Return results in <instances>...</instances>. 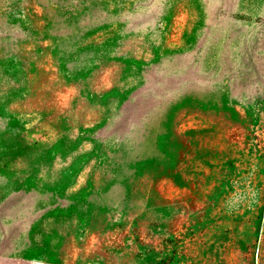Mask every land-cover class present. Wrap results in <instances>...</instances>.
I'll return each mask as SVG.
<instances>
[{
    "label": "rangeland",
    "instance_id": "rangeland-1",
    "mask_svg": "<svg viewBox=\"0 0 264 264\" xmlns=\"http://www.w3.org/2000/svg\"><path fill=\"white\" fill-rule=\"evenodd\" d=\"M0 264H264V0H0Z\"/></svg>",
    "mask_w": 264,
    "mask_h": 264
}]
</instances>
